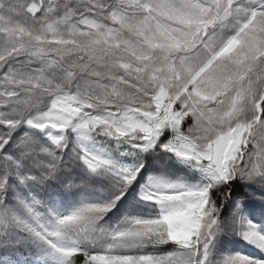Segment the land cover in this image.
Wrapping results in <instances>:
<instances>
[{"label":"snow or ice","instance_id":"obj_1","mask_svg":"<svg viewBox=\"0 0 264 264\" xmlns=\"http://www.w3.org/2000/svg\"><path fill=\"white\" fill-rule=\"evenodd\" d=\"M0 264H264V0H0Z\"/></svg>","mask_w":264,"mask_h":264}]
</instances>
